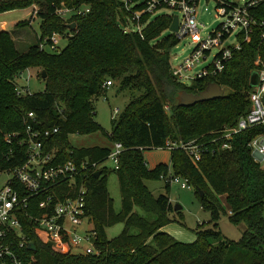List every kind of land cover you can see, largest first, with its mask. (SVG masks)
<instances>
[{
	"label": "trees",
	"instance_id": "16d2710c",
	"mask_svg": "<svg viewBox=\"0 0 264 264\" xmlns=\"http://www.w3.org/2000/svg\"><path fill=\"white\" fill-rule=\"evenodd\" d=\"M135 4L140 0H133ZM38 7L40 36L33 46L19 50L10 32L0 31V170L14 169L25 161L24 138L28 114L36 117L37 131H53L48 149H57L58 160L82 161L90 166L102 165L111 153L108 149H74L72 135L86 136L101 130L95 122V104L107 96V82L118 83V91L135 92L118 119L113 120L110 140L121 144L118 177L122 209L114 210L108 191L107 169L101 176L84 172L77 178L78 187L86 190V214L97 235L99 255H71L70 249H55L42 242L33 223L21 217L22 229L37 251H21L25 264H264V167L253 157L248 144L264 133L257 127L237 136L229 150L221 149L218 131L236 126L250 110L251 77L264 68V40L254 29L246 43L233 54L223 73L217 77L196 79L188 87L173 76L171 51L180 40L168 32L174 16L141 17V33L126 32L127 17L121 0H0V15ZM61 7L89 8L85 16L65 20L56 14ZM143 10L138 3L134 11ZM259 23L264 22V3L252 11ZM76 24L75 30L68 29ZM5 29L6 23H2ZM22 21L17 29L30 27ZM53 35L65 36L68 43L61 50H41ZM260 59L263 65L256 66ZM28 70H37L44 91L20 96L17 81ZM45 75V77H43ZM216 83L228 94L212 102L191 108L178 107L176 96L185 91L198 94ZM19 134L8 144L6 139ZM197 140L206 148L194 164L182 149L171 150L173 177L186 180L195 191L201 207L211 215L213 228L200 225L196 241L184 244L161 232L171 224H181L170 199L155 198L146 182L167 177L165 165L149 170L143 152L167 149L168 143ZM167 187L170 182L166 181ZM75 192H72V195ZM201 194H203L201 196ZM225 198L223 206L219 198ZM136 209L142 210L145 216ZM36 216L37 212H33ZM223 217L246 231L237 243L220 242L218 223ZM123 225L121 234L109 239L106 231ZM136 230L137 233L132 231Z\"/></svg>",
	"mask_w": 264,
	"mask_h": 264
},
{
	"label": "built area",
	"instance_id": "2783aa9c",
	"mask_svg": "<svg viewBox=\"0 0 264 264\" xmlns=\"http://www.w3.org/2000/svg\"><path fill=\"white\" fill-rule=\"evenodd\" d=\"M124 9L130 15L128 24L132 28L125 27L126 32L141 33L144 28L141 25V17L144 14L157 13L161 9H176L182 15L179 21L178 32L174 35L178 40L192 39L194 49L182 63L171 65L173 76L180 83L194 82L196 79L217 77L226 69V65L232 60L233 54L239 51L243 43H246L254 29H259L264 40V22L259 23L252 15V11L264 3V0H216L217 13L222 23L208 34L205 40H201L197 10L200 0H121ZM141 3L143 10L134 11L136 5ZM90 12L89 8L61 7L56 14L68 20L71 17L85 16ZM65 36L53 35L49 43L40 45L41 50L56 51L60 40ZM217 53L213 55V51ZM213 57L211 65L197 74L193 70ZM174 62H178L174 59ZM263 65L260 59L256 66ZM28 78L31 75L28 71ZM258 83L249 93L250 110L242 116L236 126L224 128L218 131L222 145L221 149L229 150L231 142L242 133L257 128H264V68L258 71ZM23 75V74H22ZM29 84V81L27 82ZM113 84L107 82L105 87ZM17 93L20 96L32 95L27 87L20 88L17 85ZM31 123L27 124L24 138L19 145L26 148L25 161L14 169L0 170V264H25L21 251L30 244L24 235L21 217L28 218L34 226L39 239L52 245L55 249H70L71 255H99L96 247L97 235L91 219L86 214L84 186L78 187L77 178L84 172L100 171L102 165H89L82 161L78 166L75 162H62L58 160V150L48 149L49 139L58 133L53 131H37L36 117L28 114ZM15 134L6 139L8 144L19 139ZM182 149L190 161L196 164L204 153L206 145L199 144L197 140L189 143H168L167 149ZM248 148L257 162L264 165V133L253 139ZM124 148L121 144H115L114 151L110 153L116 169L118 160ZM163 181L170 184H180L183 190L191 187L186 180L176 177H162ZM72 192H75L72 195ZM37 212L34 216L33 212Z\"/></svg>",
	"mask_w": 264,
	"mask_h": 264
},
{
	"label": "rangeland",
	"instance_id": "374dc122",
	"mask_svg": "<svg viewBox=\"0 0 264 264\" xmlns=\"http://www.w3.org/2000/svg\"><path fill=\"white\" fill-rule=\"evenodd\" d=\"M230 1V0H224ZM32 8V7H31ZM218 3L216 0H200V4L197 10V21L199 24V36L201 40H205L209 33L215 31L220 24L222 23L220 17L217 13ZM40 11L38 7L33 9L31 16L27 17L25 20L20 18H25L26 12L24 10H18L11 12L12 14H3L0 16V31L2 29V23L7 22L5 29L7 32H10L13 39L15 40L16 46L19 50H26L29 46H33L37 38L40 36V21L37 18V13ZM163 15L176 16L179 18V21L182 20V15L177 12L176 9H161L157 13H154L153 19L156 17H160ZM32 21V25L26 28L17 29L16 25L8 26V22H18V21ZM20 21V22H22ZM19 23V22H18ZM9 27V29H8ZM127 27L132 28V25L129 23ZM170 34V31L164 33L163 37ZM67 39H61L59 44V49L63 50L67 46ZM194 49V45L192 39H186L180 41L178 46L171 51V65H176L178 63H182L185 59L189 57L191 52ZM217 53V50L213 51V55ZM174 59H177V63L174 62ZM213 62V57H210L209 60L202 65L197 66L193 70V74L199 73V71L203 70L207 66L211 65ZM31 78H28L27 73H23L21 78L17 81V85L22 87H27L31 94L41 93L44 91V83L41 82L38 78L37 70H29ZM29 81V84L27 83ZM193 84L191 81L185 82L184 85L190 87ZM118 83H114L112 87L108 89V93L106 97H103L97 101L95 104V122L100 126L101 130L90 135L80 136V135H72L69 137L70 145L77 150L80 149H91V148H103L108 149L111 152L114 151L115 144L110 140L109 136L111 135L113 128V120L118 119L119 115L125 110V108L129 105L133 98L139 96V93L135 92H119L118 91ZM228 94V91L223 88V95ZM145 163L149 170H153L159 165H165L168 170V178L173 177L172 168H171V150L169 149H153V150H145L143 152ZM263 167L264 165L261 164ZM107 169L109 172L107 174L108 179V191L113 200L114 210L116 212H120L122 209V201L120 194V186L118 177L115 173L116 166L113 161L107 160L105 161L101 168ZM3 179L0 181V185ZM147 188L153 193L155 198L160 196H166L170 199L173 208L179 205L182 210L181 216L182 218L176 216V218L181 221V224L174 223L171 224L169 229L178 230L181 232L176 233L174 230L173 234H169L174 237L176 240L184 243V244H192L196 241L195 230L198 229L200 225H204L205 230H210L213 228L211 222V215L208 211L204 210L199 200L196 197L195 191L191 188L189 190H183L180 184L172 183L168 185L165 181H153L146 182ZM220 203L225 206V198H219ZM136 211L145 216V214L140 209H136ZM123 225L117 224L113 227L107 229L106 234L109 239H114L118 237L123 231ZM219 232L221 234V238L219 241H212L214 246H218L220 242L223 243H237L242 239L243 233L246 231V227L244 225L236 226L232 224L228 217H223L221 221L218 223ZM133 233H137L136 230L132 231ZM166 233V232H164ZM168 234V233H167ZM195 238V240H194Z\"/></svg>",
	"mask_w": 264,
	"mask_h": 264
},
{
	"label": "water",
	"instance_id": "95a60500",
	"mask_svg": "<svg viewBox=\"0 0 264 264\" xmlns=\"http://www.w3.org/2000/svg\"><path fill=\"white\" fill-rule=\"evenodd\" d=\"M178 28H179V21H178V17L175 16L173 18V22H172V25L169 31L172 34H175L178 32ZM68 29L72 31L75 30L76 24L74 23V24L69 25ZM43 77H45V75H43ZM257 83H258V74L254 73L250 81L251 88H255L257 86ZM222 97H223V88L216 83H210L204 91L198 94H190L185 91L178 93L176 96V101H177L178 107L191 108L198 104L212 102ZM100 176H101V172L99 171L96 172L95 177L99 178ZM202 195L203 194H201V196ZM174 210L175 212H180L182 208L179 205H177ZM28 250L31 252H36L37 248L34 243H30L28 245Z\"/></svg>",
	"mask_w": 264,
	"mask_h": 264
},
{
	"label": "crops",
	"instance_id": "0c3cea01",
	"mask_svg": "<svg viewBox=\"0 0 264 264\" xmlns=\"http://www.w3.org/2000/svg\"><path fill=\"white\" fill-rule=\"evenodd\" d=\"M35 8V6L34 7H32V8H29V9H26V10H24L25 12H26V15H25V18H20V19H22V20H25L27 17H29V16H31V13L33 12V9ZM31 12V13H30ZM5 14H12L11 12H9V13H5ZM1 15H3V14H1ZM0 15V16H1ZM22 20H20V21H22ZM20 21H18V22H20ZM18 22L16 21V22H8V26L10 27V26H14V25H17L18 24ZM5 23H7V22H5ZM9 27H8V29H9ZM3 31H7V29H4ZM176 233H178V232H181V231H178V230H175V229H173ZM173 230H171V229H169V227H166V228H164L163 230H161V232H166V233H168V234H173ZM194 240H195V238H194Z\"/></svg>",
	"mask_w": 264,
	"mask_h": 264
}]
</instances>
